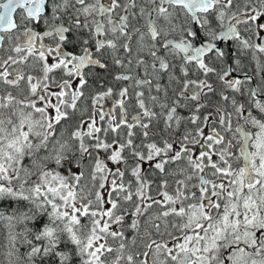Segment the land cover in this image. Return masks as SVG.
Returning a JSON list of instances; mask_svg holds the SVG:
<instances>
[{"label":"snow or ice","instance_id":"snow-or-ice-1","mask_svg":"<svg viewBox=\"0 0 264 264\" xmlns=\"http://www.w3.org/2000/svg\"><path fill=\"white\" fill-rule=\"evenodd\" d=\"M0 264H264V0H0Z\"/></svg>","mask_w":264,"mask_h":264},{"label":"flooded vegetation","instance_id":"flooded-vegetation-1","mask_svg":"<svg viewBox=\"0 0 264 264\" xmlns=\"http://www.w3.org/2000/svg\"><path fill=\"white\" fill-rule=\"evenodd\" d=\"M109 79H110V77H109Z\"/></svg>","mask_w":264,"mask_h":264}]
</instances>
